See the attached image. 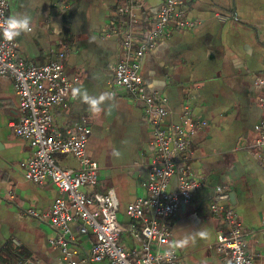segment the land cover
Segmentation results:
<instances>
[{
    "label": "crops",
    "instance_id": "1",
    "mask_svg": "<svg viewBox=\"0 0 264 264\" xmlns=\"http://www.w3.org/2000/svg\"><path fill=\"white\" fill-rule=\"evenodd\" d=\"M126 0H7L6 16L26 13L34 31L17 43V55L26 63L41 65L53 57L60 45L69 52L64 73L78 78L75 89L99 95L114 89L111 103L90 119L91 133L86 151L100 166L99 182L82 192L104 193L113 188L124 230L119 245L136 262L140 249L131 228L140 224L126 215V206L146 195L141 182L148 176L151 157L150 128L135 103L119 88L111 86L115 64L121 59V40L107 35L117 23V7ZM135 11L142 26H152L161 0H140ZM229 14L219 21L215 13ZM186 16L194 22L190 29L173 28L168 37L141 59V75L146 89L166 98L169 115L164 124L178 123L186 104L193 116L206 125L195 133L190 147V172L205 185L192 193L167 220L171 229L167 248L183 231L204 230L210 239L197 238L176 250L183 264H223L215 250L221 227L211 215L213 187L226 186L229 205L236 211L246 232V248L256 253L255 264L264 263V176L256 158L254 126L260 117L258 97L264 95V0H189ZM111 95V94H110ZM19 100L13 80L0 76V264H69L62 249L50 240L57 230L46 221L26 214L29 209L47 210L59 195L51 182L37 185L24 177L25 163L32 154L27 140L15 136L10 125L20 118ZM82 115L87 106L71 98L53 110V129L63 132ZM62 169H77L71 154L53 156ZM176 186L172 178L170 189ZM80 221L71 225L73 241L70 258L81 260L95 234L87 227L79 232ZM124 232L127 236H124ZM125 233V234H126ZM94 264H108L106 261Z\"/></svg>",
    "mask_w": 264,
    "mask_h": 264
},
{
    "label": "built area",
    "instance_id": "2",
    "mask_svg": "<svg viewBox=\"0 0 264 264\" xmlns=\"http://www.w3.org/2000/svg\"><path fill=\"white\" fill-rule=\"evenodd\" d=\"M161 2L152 18L153 25L142 26L135 11L144 4L140 0H126L117 7L118 22L109 24L105 31V34L121 40L122 57L113 68L110 84L121 89L133 102L142 103L143 117L150 128L152 153L148 176L141 182L146 195L126 206V215L140 224V228H131L141 252L136 262L131 259L130 252L119 245L124 228L118 218L120 206L113 188L104 193L80 191V188L94 187L99 182L100 166L86 151L93 116L82 115L63 132L53 129L54 108L65 106L74 98L73 91L78 82L77 77L69 80L64 73L69 46L62 43L46 63L34 65L18 57L15 41H4L0 35V76L13 80L19 100L20 118L10 125V129L15 136L27 140L32 148L25 163L24 177L37 185L51 182L59 192L47 210L29 209L26 214L46 221L57 230V237L50 243L62 249L63 258L69 260V264L102 261L108 264H183L176 251L170 256L163 255L168 248L164 245L171 237L167 220L182 204L191 201L193 191L205 185L202 178L190 172L189 160L193 137L206 122L195 118L185 104L180 110L178 123L165 125L164 120L169 115L168 101L146 89L141 75L142 57L153 50L158 41L168 37L173 28L190 29L194 26L186 16L189 0ZM6 10L7 0H0V32L7 19ZM215 17L226 21L230 15L216 12ZM255 83L263 85L264 78H257ZM110 94L118 95L114 89ZM257 101L260 117L254 126L252 146L257 149L256 158L264 176V95ZM54 154L73 155L78 168H60L54 162ZM172 178L176 179V186L171 190ZM229 200L226 186L213 187L209 210L221 224L215 250L223 264H255L256 253L246 248V232L236 211L228 204ZM77 221L81 223L80 233L85 234L90 227L96 238L87 255L79 261L71 259L72 253L69 252L74 240L71 225Z\"/></svg>",
    "mask_w": 264,
    "mask_h": 264
},
{
    "label": "clouds",
    "instance_id": "3",
    "mask_svg": "<svg viewBox=\"0 0 264 264\" xmlns=\"http://www.w3.org/2000/svg\"><path fill=\"white\" fill-rule=\"evenodd\" d=\"M34 31L33 19L26 13L12 14L3 22L2 25V38L4 41L13 42L23 35H28ZM74 98L87 106V111L91 116H96L104 110L105 105H109L112 96L107 93L97 95H89L86 89H74ZM197 238L209 240L210 233L204 230L197 231H183L167 249L164 250V256L172 255L176 250L186 248L190 243H194Z\"/></svg>",
    "mask_w": 264,
    "mask_h": 264
},
{
    "label": "rangeland",
    "instance_id": "4",
    "mask_svg": "<svg viewBox=\"0 0 264 264\" xmlns=\"http://www.w3.org/2000/svg\"><path fill=\"white\" fill-rule=\"evenodd\" d=\"M54 155H55V154H54ZM54 155H53V156H54ZM61 155H62V154H61ZM66 155H67V154H66ZM125 233H126V232H124V236H127V233H126V234H125Z\"/></svg>",
    "mask_w": 264,
    "mask_h": 264
},
{
    "label": "water",
    "instance_id": "5",
    "mask_svg": "<svg viewBox=\"0 0 264 264\" xmlns=\"http://www.w3.org/2000/svg\"><path fill=\"white\" fill-rule=\"evenodd\" d=\"M230 196H231V198H233V193H231V195H230Z\"/></svg>",
    "mask_w": 264,
    "mask_h": 264
}]
</instances>
